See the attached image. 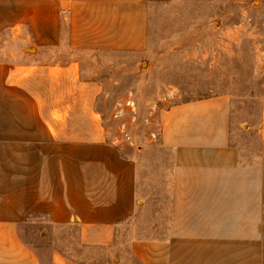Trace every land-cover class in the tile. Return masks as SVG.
Instances as JSON below:
<instances>
[{
	"label": "crops",
	"instance_id": "obj_1",
	"mask_svg": "<svg viewBox=\"0 0 264 264\" xmlns=\"http://www.w3.org/2000/svg\"><path fill=\"white\" fill-rule=\"evenodd\" d=\"M168 1L0 0V264H70L25 241L31 216L137 264H264V145L233 140L229 96L174 103L156 140L130 145L103 119V86L75 59L49 64L59 45L142 53Z\"/></svg>",
	"mask_w": 264,
	"mask_h": 264
},
{
	"label": "rangeland",
	"instance_id": "obj_2",
	"mask_svg": "<svg viewBox=\"0 0 264 264\" xmlns=\"http://www.w3.org/2000/svg\"><path fill=\"white\" fill-rule=\"evenodd\" d=\"M25 47L13 39L6 51L22 54ZM27 47L25 53L33 52ZM47 51L49 64L75 59L82 80L103 86L100 103L109 130L118 132L125 118L138 139L149 135L174 103L227 95L233 140L252 155L263 148L264 0H169L154 5L142 53L78 52L64 45ZM127 99L134 101L135 114L114 119L115 108ZM20 231L47 258L55 255L70 264H137L124 253L105 256L81 245L73 227L42 216L28 217Z\"/></svg>",
	"mask_w": 264,
	"mask_h": 264
},
{
	"label": "built area",
	"instance_id": "obj_3",
	"mask_svg": "<svg viewBox=\"0 0 264 264\" xmlns=\"http://www.w3.org/2000/svg\"><path fill=\"white\" fill-rule=\"evenodd\" d=\"M136 111L135 103L132 99H127L122 104L118 105L113 112L114 119H123L125 115L133 116ZM159 124H157L154 129L149 133V137L153 140H156L158 137ZM118 134L120 136V140L124 141L130 145L135 144V137L132 133L131 125L128 121L124 120L118 126Z\"/></svg>",
	"mask_w": 264,
	"mask_h": 264
}]
</instances>
